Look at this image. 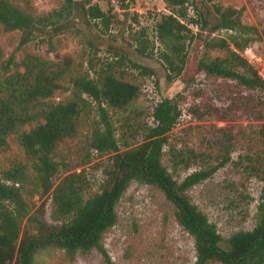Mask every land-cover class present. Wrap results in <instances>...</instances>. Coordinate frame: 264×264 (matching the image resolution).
Returning a JSON list of instances; mask_svg holds the SVG:
<instances>
[{"label": "trees", "instance_id": "obj_1", "mask_svg": "<svg viewBox=\"0 0 264 264\" xmlns=\"http://www.w3.org/2000/svg\"><path fill=\"white\" fill-rule=\"evenodd\" d=\"M93 1L66 0L59 11L35 15L11 0H0V27L6 32L21 31L19 47L22 48L37 37V31L67 19L75 7L81 6L86 21L98 20L109 29L112 17ZM104 1L110 3V0ZM119 1L126 5L127 0ZM164 2L170 13L160 16L155 29L163 46L161 58L169 82L185 79L186 73H193L195 67V74L204 73L215 81L228 82L226 86L235 97L232 105L238 101L242 106L246 100L244 93L264 90L263 76L243 56L262 33L257 27L243 22V9L206 0L203 8L197 9L195 4L196 16L190 18V0ZM208 2L211 6L207 5ZM189 24L201 27L204 32L226 31L228 36L204 38L202 34V40L197 38L202 41V50L192 57L187 41L191 43L196 37ZM134 40L139 55L149 56V50L153 52L155 44L145 31ZM96 51H92L88 59V68L74 74L70 56L57 54L56 59H50L27 53L17 63L14 55L5 60L0 46V151L9 147L11 135H18L30 160L36 187L42 189V196L50 194L52 197L54 220V224L39 222L37 234H24L27 210L22 186L29 180L27 167L19 164L5 171L0 179V264H35L38 253L49 248L64 250L70 261L79 254L96 249L108 264H114L102 240L104 234L117 224V206L132 182L155 186L175 206L178 224L195 239V264H264V191L255 228L234 233L229 238L219 233L216 224L188 195L193 187L210 179L231 161L230 147L224 148V155L217 165L195 171L182 181L177 180L163 161L165 148L170 145V133L183 115L179 102L175 98H163L154 107V125L143 128L142 141L136 139L135 144H131L127 131L118 137L111 111L128 110L142 91L139 84L128 80L127 72L121 67L126 65L125 59L134 68L140 66L127 56L117 54L112 61L107 59L97 67ZM215 51L224 55L213 57L211 53ZM143 70L144 74L153 75L150 68L143 67ZM67 77H70L69 86L65 84ZM191 78L184 80L187 87L194 82V76ZM63 89L70 92L69 98L62 102L53 101L55 93ZM258 112L252 110L249 113ZM230 113L213 104H196L189 108V114L197 120L218 115L221 121H226ZM92 116L85 164L92 161L95 153L111 155V166L104 172L106 180L95 194H90V180L85 170L71 172L68 163L56 157L57 147L77 135L84 117ZM32 123L31 129L24 130ZM259 136L262 138L259 144L264 148V126ZM226 137L232 141L230 134ZM170 153L174 156V169L183 163L189 167L190 156L182 151L177 153L173 148ZM257 167L253 164L251 170L257 173ZM63 168L66 175L56 184L55 179ZM12 204L16 207L12 208Z\"/></svg>", "mask_w": 264, "mask_h": 264}, {"label": "rangeland", "instance_id": "obj_2", "mask_svg": "<svg viewBox=\"0 0 264 264\" xmlns=\"http://www.w3.org/2000/svg\"><path fill=\"white\" fill-rule=\"evenodd\" d=\"M11 1L35 15L59 11L66 3V0ZM77 1L84 2V0ZM205 1L190 0V18L196 16L195 4L198 6L197 9L203 8ZM214 1L224 7L243 9V22L257 27L262 33V37L253 42L243 52V56L264 78V0ZM95 3L112 17L109 29L98 20L86 21L81 6L75 7L67 19L37 31V37L22 48L19 47L21 31L6 32L0 27V46L4 50L5 60L14 55L15 62L19 63L27 53L39 54L50 59H56L57 54L61 57L70 56L74 63L73 73L79 74L88 68V59L95 49L98 50L96 51L97 67L107 59L112 61L117 54L120 57L127 56L142 69L134 68L126 59V65L121 69L127 72L128 80L140 85L142 91L140 97L128 110L111 111L118 129V137L127 131L131 144H135L137 140L142 141L143 128L146 125H154L152 118L154 107L163 98H175L183 110V115L170 133V145L165 148L164 165L177 180L182 181L195 171L217 165L224 155V148L230 147L231 161L210 179L193 187L188 195L207 214L209 220L216 224L224 238H229L240 231L253 230L257 224L260 198L264 191V148L259 144L262 140L259 132L264 126V90L244 93L246 100L245 105L242 106L238 101L237 104L232 105V99L235 97L226 86L228 82L215 81L206 77L204 73L195 74L197 73L195 67L192 68L193 73L191 71L186 73L185 79L179 78L169 82L161 58L163 46L157 38L155 29L160 16L170 13L166 9L164 0H127L125 6L119 0H110V3L94 0L93 4ZM207 5L211 6L209 2ZM190 29L196 37L191 43L187 41L192 57L197 56L202 50L203 44L199 40H202V34L204 38L210 35L223 38L228 36L226 31L204 32L201 27L195 25H190ZM143 31L155 44L152 48L153 52L149 50V56L138 54L137 43L134 40V37L139 36ZM211 55L214 57L224 54L215 51ZM143 67L153 70V75L144 74ZM193 76L194 82L187 87L184 80H191ZM69 80L70 77H67L66 86H69ZM69 96L70 92L63 89L56 92L52 100L62 102ZM196 104H213L221 111L227 110L231 113L226 121H221L218 115L197 120L189 114V108ZM229 107L230 111H228ZM252 110L259 112L249 113ZM93 118L94 116L84 117L77 135L62 142L57 147L56 153L58 160L68 163L71 172L80 173L85 170L90 180V194L100 191L106 180L104 172L111 166V155L99 156L96 153L92 156V161L85 164L86 143ZM33 126V123L26 125L24 130H29ZM227 134L231 135L232 141L226 137ZM8 142L9 147L0 151V179L3 178L4 172L13 166L21 164L27 167L29 180L22 186V196L27 210L23 233L37 234L41 222L54 224L52 197L50 194L42 196V189L36 187L30 160L20 145L18 135H11ZM172 148L177 153L182 151L186 156H190L189 167L183 163L177 170L174 169V156L170 153ZM253 164L259 167L260 172L255 173L251 170ZM65 175L63 168L55 179L56 184ZM9 184L13 185L12 182ZM16 185L20 187V184ZM11 207L16 206L12 204ZM117 212V224L104 234L102 240L114 264L196 263L195 239L178 224L175 206L155 186L132 182L118 204ZM35 264L108 263L96 249L79 254L74 261H70L64 250L49 248L38 253Z\"/></svg>", "mask_w": 264, "mask_h": 264}]
</instances>
